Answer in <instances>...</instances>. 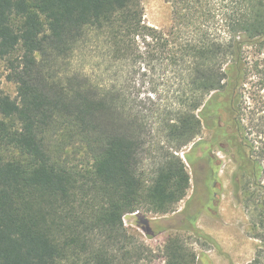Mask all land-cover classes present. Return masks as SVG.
Returning <instances> with one entry per match:
<instances>
[{"label": "trees", "instance_id": "trees-1", "mask_svg": "<svg viewBox=\"0 0 264 264\" xmlns=\"http://www.w3.org/2000/svg\"><path fill=\"white\" fill-rule=\"evenodd\" d=\"M186 1L165 31L141 0H0L17 86L12 98L0 77V264H122L124 216L177 210L181 154L205 129L235 150L264 247V0H222L221 27L219 3ZM167 252L195 264L179 236Z\"/></svg>", "mask_w": 264, "mask_h": 264}, {"label": "rangeland", "instance_id": "rangeland-1", "mask_svg": "<svg viewBox=\"0 0 264 264\" xmlns=\"http://www.w3.org/2000/svg\"><path fill=\"white\" fill-rule=\"evenodd\" d=\"M141 1L145 22L165 31L173 25L174 10L190 7L186 0ZM221 1L201 0L200 5L197 4L204 8L210 2L219 3V27L223 24ZM7 66V61L0 58L2 88L16 98L17 86L7 79ZM211 139L212 132L205 129L201 137L181 154L188 166L191 186L175 212L156 213L140 209L124 216L129 254L121 260L122 264H167L168 242L171 237L178 236L186 249L196 255L195 264H249L258 257L264 259L263 242L254 235L253 229L257 212L247 206L243 190L235 184L238 171L235 150L225 138L217 142ZM84 210L85 206L76 207L70 215L56 216L55 221L69 224L75 214L84 216ZM141 215L145 216L143 223H140ZM96 237L97 244H106L104 234L98 233ZM112 248L124 257L119 246Z\"/></svg>", "mask_w": 264, "mask_h": 264}, {"label": "flooded vegetation", "instance_id": "flooded-vegetation-1", "mask_svg": "<svg viewBox=\"0 0 264 264\" xmlns=\"http://www.w3.org/2000/svg\"><path fill=\"white\" fill-rule=\"evenodd\" d=\"M212 172L215 174V169H213Z\"/></svg>", "mask_w": 264, "mask_h": 264}]
</instances>
